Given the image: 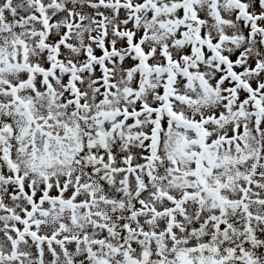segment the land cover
Masks as SVG:
<instances>
[{"label":"snow or ice","instance_id":"obj_1","mask_svg":"<svg viewBox=\"0 0 264 264\" xmlns=\"http://www.w3.org/2000/svg\"><path fill=\"white\" fill-rule=\"evenodd\" d=\"M0 264H264V0H0Z\"/></svg>","mask_w":264,"mask_h":264}]
</instances>
